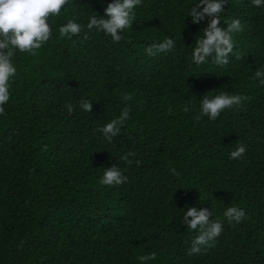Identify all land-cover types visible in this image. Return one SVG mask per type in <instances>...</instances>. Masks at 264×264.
Masks as SVG:
<instances>
[{"label":"trees","instance_id":"1","mask_svg":"<svg viewBox=\"0 0 264 264\" xmlns=\"http://www.w3.org/2000/svg\"><path fill=\"white\" fill-rule=\"evenodd\" d=\"M112 2L69 0L49 17L51 39L13 58L0 115V264H264V85L254 78L264 70V7L226 0L221 26L239 19L243 31L221 66L191 61L208 24L189 16L198 0H141L119 42L87 29ZM68 20L82 31L61 39ZM165 37L174 52H145ZM222 92L248 99L197 120L201 99ZM125 107L109 142L98 129ZM238 142L246 152L232 159ZM113 165L127 181L100 184ZM228 206L244 210L241 222L223 217ZM190 207L223 222L214 246L192 255L198 232L182 223Z\"/></svg>","mask_w":264,"mask_h":264},{"label":"clouds","instance_id":"2","mask_svg":"<svg viewBox=\"0 0 264 264\" xmlns=\"http://www.w3.org/2000/svg\"><path fill=\"white\" fill-rule=\"evenodd\" d=\"M69 0H0V115L5 114L4 105L10 99L9 81L16 75L17 69L13 63L16 51L36 54L46 42L52 37V27L48 23L49 17L58 16L61 10L68 4ZM254 6L264 7V0H252ZM141 4V0H113L104 9L105 16L93 15L89 18L87 29H95L97 32H103L110 36L114 42L123 39L121 33L131 27L135 8ZM226 0H198L189 12L192 23L199 24L208 19V24L202 30V35L196 37L195 44L191 54V61L196 65L206 64L209 59L216 65L228 64L229 54L234 48V34L243 31V25L239 19L226 21L227 27L221 26V13L224 11ZM82 31V25L74 20H68L67 23L59 27V36L61 39H71L72 36L79 35ZM176 42L174 39L165 37L162 42L152 44L145 49L149 56H155L160 53L174 52ZM254 78L264 85V70L257 69ZM132 97L125 94L124 101ZM248 97L240 94H229L222 92L217 95H205L201 99L200 113L196 116L199 120L202 116H207L210 120H215L220 113L233 106L240 105ZM80 107L89 112L92 103L82 99ZM69 113L74 108L71 104L67 105ZM130 109L125 107L120 115L112 119L98 131L102 132L104 137L111 142L112 138L117 136L121 127L129 118ZM189 111L188 108L184 109ZM246 152L243 143H237L235 150L230 153V158L240 159ZM135 155L132 152L125 154L122 159L129 165L132 161L129 156ZM139 163V161H137ZM175 174V169H171ZM127 176L121 169L113 165L104 170L99 183L108 186H119L127 181ZM213 213L207 208L190 207L184 213L182 223L190 230H195L198 235L191 242L189 255L200 253L202 247L207 249L214 246L217 238L222 234L223 222L219 219L212 220ZM243 209L235 206H228L223 212V217L228 223H239L244 218ZM156 254L150 253L140 256L142 262L153 260Z\"/></svg>","mask_w":264,"mask_h":264}]
</instances>
